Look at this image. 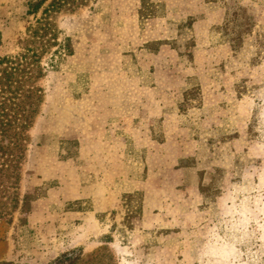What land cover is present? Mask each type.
Masks as SVG:
<instances>
[{
  "label": "rangeland",
  "instance_id": "1",
  "mask_svg": "<svg viewBox=\"0 0 264 264\" xmlns=\"http://www.w3.org/2000/svg\"><path fill=\"white\" fill-rule=\"evenodd\" d=\"M27 9L0 0V57L40 56L0 264H264V0H70L35 42Z\"/></svg>",
  "mask_w": 264,
  "mask_h": 264
},
{
  "label": "trees",
  "instance_id": "2",
  "mask_svg": "<svg viewBox=\"0 0 264 264\" xmlns=\"http://www.w3.org/2000/svg\"><path fill=\"white\" fill-rule=\"evenodd\" d=\"M70 3V0H27V14L37 15L42 11L43 17L37 19V26L29 25L28 28L33 29L30 35L34 37L38 35L40 30H48V13L52 10L61 8ZM67 42L63 43L66 47ZM33 49V48H32ZM31 46L25 47L26 52L15 57H0V95L1 93L10 92L13 96L6 94L0 100V152L7 154L9 151L18 147V138L20 130L24 129L31 123V119L36 112L34 109L27 111L25 107L28 103L21 96L31 97V93L35 92V88L26 89V83L31 80L32 72L30 65L39 61V54L35 55V51L29 60V52L32 51ZM34 50V49H33ZM30 105L33 101H29ZM10 108L13 110L11 113ZM12 145V147H11Z\"/></svg>",
  "mask_w": 264,
  "mask_h": 264
}]
</instances>
